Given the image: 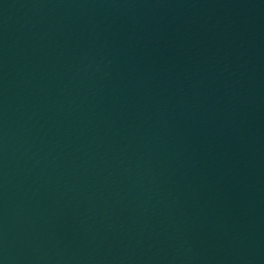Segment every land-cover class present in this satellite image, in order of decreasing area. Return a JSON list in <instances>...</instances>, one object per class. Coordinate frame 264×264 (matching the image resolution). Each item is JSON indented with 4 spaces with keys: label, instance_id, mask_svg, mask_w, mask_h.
I'll use <instances>...</instances> for the list:
<instances>
[{
    "label": "water",
    "instance_id": "95a60500",
    "mask_svg": "<svg viewBox=\"0 0 264 264\" xmlns=\"http://www.w3.org/2000/svg\"><path fill=\"white\" fill-rule=\"evenodd\" d=\"M0 264H264V0H0Z\"/></svg>",
    "mask_w": 264,
    "mask_h": 264
}]
</instances>
